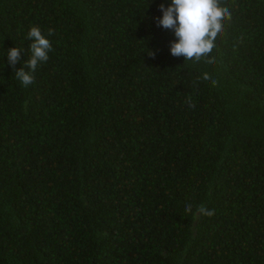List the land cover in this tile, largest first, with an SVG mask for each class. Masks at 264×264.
I'll return each mask as SVG.
<instances>
[{
  "label": "trees",
  "instance_id": "obj_1",
  "mask_svg": "<svg viewBox=\"0 0 264 264\" xmlns=\"http://www.w3.org/2000/svg\"><path fill=\"white\" fill-rule=\"evenodd\" d=\"M161 4L0 0V264H264V0H221L214 63L171 55Z\"/></svg>",
  "mask_w": 264,
  "mask_h": 264
},
{
  "label": "clouds",
  "instance_id": "obj_2",
  "mask_svg": "<svg viewBox=\"0 0 264 264\" xmlns=\"http://www.w3.org/2000/svg\"><path fill=\"white\" fill-rule=\"evenodd\" d=\"M162 17L156 18L158 27L171 30L175 40L170 43V53L173 57L183 56L186 60L206 63H214L215 58L211 56L216 47V40L224 30V22L230 19V11L221 6V0H171V4L165 7L161 4L158 9ZM49 36L53 30L49 29ZM31 41L29 47L30 57L23 67L15 71V77L22 86L28 87L34 82V73L37 67L49 59L52 49L51 41L46 38L38 26H32L27 34ZM22 50L14 47L7 51L8 64L15 66L20 59ZM154 58L155 53L150 51ZM25 69H28L26 71ZM205 80L209 79L207 75ZM215 84V81H213ZM189 107L195 104L191 97L186 100ZM185 214H190L193 219L200 216L212 217L215 209H208L204 204L197 205L193 210L192 204L185 205Z\"/></svg>",
  "mask_w": 264,
  "mask_h": 264
}]
</instances>
